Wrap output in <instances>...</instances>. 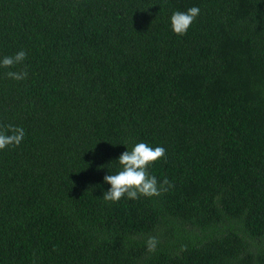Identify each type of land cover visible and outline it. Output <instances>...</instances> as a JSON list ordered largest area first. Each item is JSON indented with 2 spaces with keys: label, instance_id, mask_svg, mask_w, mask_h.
Instances as JSON below:
<instances>
[{
  "label": "trees",
  "instance_id": "1",
  "mask_svg": "<svg viewBox=\"0 0 264 264\" xmlns=\"http://www.w3.org/2000/svg\"><path fill=\"white\" fill-rule=\"evenodd\" d=\"M21 50L0 67V126L25 131L0 151V264H264V0H0V59ZM140 142L173 187L105 201Z\"/></svg>",
  "mask_w": 264,
  "mask_h": 264
},
{
  "label": "clouds",
  "instance_id": "2",
  "mask_svg": "<svg viewBox=\"0 0 264 264\" xmlns=\"http://www.w3.org/2000/svg\"><path fill=\"white\" fill-rule=\"evenodd\" d=\"M200 14L198 7H191L186 12L176 11L170 17L171 28L179 36L185 35ZM27 53L23 50L13 56H6L0 59V67L11 69L21 65L26 60ZM7 76L16 81L27 79L28 71H8ZM0 151L10 146H19L24 137L25 131L22 127L7 125L0 126ZM166 157V150L163 147H151L147 143H136L131 150L123 152L118 161L119 170L106 175L104 182L111 185L109 191L104 194L103 199L108 202H119L127 197L131 200L159 197L167 192L173 185L165 178L158 181L157 177L151 175L149 168ZM113 164L110 166L112 167ZM159 241L157 237L150 236L147 241V250L155 252Z\"/></svg>",
  "mask_w": 264,
  "mask_h": 264
}]
</instances>
